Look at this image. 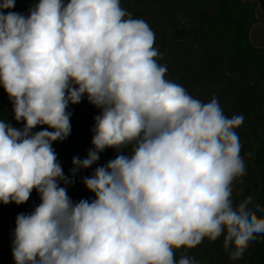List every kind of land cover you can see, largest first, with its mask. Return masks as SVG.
Returning a JSON list of instances; mask_svg holds the SVG:
<instances>
[{"label":"clouds","instance_id":"1","mask_svg":"<svg viewBox=\"0 0 264 264\" xmlns=\"http://www.w3.org/2000/svg\"><path fill=\"white\" fill-rule=\"evenodd\" d=\"M15 2L0 3V85L24 126L0 120V203L33 190L41 200L16 218L15 264H177L174 250L221 236L242 258L264 234V207L233 201L244 117L166 79L154 32L120 0H35L27 16L10 11ZM85 95L101 111L72 175L107 148L121 154L83 179L95 199L73 203L52 142L70 135L68 105ZM38 125L47 128L33 133Z\"/></svg>","mask_w":264,"mask_h":264},{"label":"trees","instance_id":"2","mask_svg":"<svg viewBox=\"0 0 264 264\" xmlns=\"http://www.w3.org/2000/svg\"><path fill=\"white\" fill-rule=\"evenodd\" d=\"M124 1L123 8L128 9L132 18L142 19L149 26L167 21L172 45L157 58L158 63L167 67L166 79L181 86L188 84L184 87L188 93L197 84L206 87L210 83L224 114L229 118L244 117L242 125L234 131L239 137L240 153L251 161L260 176L261 184L253 206L264 207V49L256 48L250 40L252 27L258 22L256 9L259 7L264 14V0H136L137 4L132 0ZM34 2L16 0L10 11L27 16ZM210 5L212 7L206 9ZM184 42L190 46L182 50ZM162 45L166 43L162 41ZM250 75L255 76L253 81L248 79ZM67 111L71 113V133L63 141L52 142V147L64 175L74 182L69 185L61 182L60 186L66 187L73 203L82 199L92 201L95 194L85 187L83 179L121 153L107 148L90 168L80 169L73 176L72 160L74 157L85 159L93 147L94 117L101 110L90 104L85 95L79 104L69 103ZM0 120L17 129L24 126L23 121L15 120L13 104L2 85ZM46 128V125H38L32 132ZM124 151L128 153L129 149ZM40 203V195L35 190L23 204L0 203V237L10 236L13 243L17 216L31 214ZM257 215L264 218V213ZM222 245V242L206 239L205 245L200 246L207 264H264V234L250 242L238 262L230 259ZM0 264H15L12 250L8 253L0 247Z\"/></svg>","mask_w":264,"mask_h":264},{"label":"rangeland","instance_id":"3","mask_svg":"<svg viewBox=\"0 0 264 264\" xmlns=\"http://www.w3.org/2000/svg\"><path fill=\"white\" fill-rule=\"evenodd\" d=\"M177 1H179V0H177ZM120 2H121V7L123 8V6L126 5V3L124 0H120ZM132 3L137 4V1L132 0ZM156 7L158 8V5ZM210 7H212V6L210 5L206 9H209ZM139 8H142V6L141 7L139 6ZM168 8H169V4L165 7L166 12L168 11ZM126 11L128 12L127 8H126ZM152 11H154V10H152ZM154 12L157 13L160 11H154ZM256 18L258 19V22L252 27V30L250 33V40H251V43L256 48L264 49V14L260 10V8H258L256 10ZM150 28L154 32V36H155L154 47L158 50L159 54L161 55L163 52H166L167 50H169L171 48V45H172L170 43V40H169L170 32H169V28H168V23H167V21L162 20L158 26L157 25H151ZM162 41H164L166 43L165 46H163V45L161 46ZM189 46L190 45H188L187 43L184 42L182 50L187 49V47H189ZM254 78H255L254 75H250L248 77V79L251 81H253ZM187 85H185V86H187ZM185 86H183V87H185ZM191 93H189V94H191V96H193L194 98H197V99H199L205 103L211 101L213 98L216 99L215 91L212 90V85L210 83L206 87H203L202 85L197 84L193 88ZM129 152H130V149H129ZM240 155L244 160L245 175L237 178V180H235L233 182V201H234V203H239V202L243 201L245 198H247L248 196H251L253 198V204H254L256 193H257V191L260 187V184H261L260 176L257 173L256 167L251 163V161L247 157L242 155L241 153H240ZM253 204L250 205V207H252ZM216 242L217 243H219V242L223 243V236L218 238L216 240ZM205 243H206V239H204L201 244H199L198 246H196L194 248L187 249V248L182 247L178 250H174L175 251V260L177 261V264H178L179 259L182 257H185V256L194 260L195 262H197V264H207V262L205 261L206 256L204 254V251L201 250V247H200V246L205 245ZM12 244L13 243L11 242L10 236L8 237L5 235V236L0 237V247L2 250L9 253V251L12 250ZM243 257L244 256H242V258ZM242 258H240V259H242ZM240 259L235 260V261L238 262V261H240Z\"/></svg>","mask_w":264,"mask_h":264},{"label":"crops","instance_id":"4","mask_svg":"<svg viewBox=\"0 0 264 264\" xmlns=\"http://www.w3.org/2000/svg\"><path fill=\"white\" fill-rule=\"evenodd\" d=\"M0 3H2V0H0ZM258 8H259V7H258ZM258 8H257V9H258ZM257 9H256V10H257ZM260 10H261V9H260Z\"/></svg>","mask_w":264,"mask_h":264}]
</instances>
